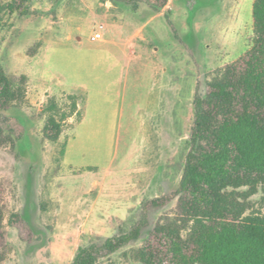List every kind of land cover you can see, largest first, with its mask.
I'll use <instances>...</instances> for the list:
<instances>
[{
	"label": "rangeland",
	"instance_id": "rangeland-1",
	"mask_svg": "<svg viewBox=\"0 0 264 264\" xmlns=\"http://www.w3.org/2000/svg\"><path fill=\"white\" fill-rule=\"evenodd\" d=\"M10 2L0 0V67L28 82L5 111L24 137L0 135V264H72L79 247L144 219L137 240L97 263L143 264L134 251L176 213L194 97L253 45L254 0L159 11L147 0ZM52 103L67 114L55 142L43 133ZM158 196L167 202L145 212ZM250 199L264 213V188Z\"/></svg>",
	"mask_w": 264,
	"mask_h": 264
},
{
	"label": "trees",
	"instance_id": "trees-1",
	"mask_svg": "<svg viewBox=\"0 0 264 264\" xmlns=\"http://www.w3.org/2000/svg\"><path fill=\"white\" fill-rule=\"evenodd\" d=\"M147 2L159 11L168 0ZM13 3L19 4L11 0L12 10ZM252 14L253 45L216 70L204 96L194 97L189 148L174 194L176 213L156 223L155 242L134 251L143 264H264V213L250 199L264 188V0H254ZM27 82L26 75L12 76L0 67V135L10 141L21 140L25 127L5 111L25 100ZM76 107L73 102V112ZM49 108L43 133L55 142L67 114L59 116L56 103ZM166 202L158 196L144 200L142 208L146 212ZM3 217L0 204V225ZM144 223L79 247L72 264H97L137 240Z\"/></svg>",
	"mask_w": 264,
	"mask_h": 264
},
{
	"label": "built area",
	"instance_id": "built-area-1",
	"mask_svg": "<svg viewBox=\"0 0 264 264\" xmlns=\"http://www.w3.org/2000/svg\"><path fill=\"white\" fill-rule=\"evenodd\" d=\"M102 28H103V26L101 25V26H100V29H102ZM102 38H103V34H102V32L99 31V30L95 31V33L91 36V39H92V40H100V39H102Z\"/></svg>",
	"mask_w": 264,
	"mask_h": 264
}]
</instances>
